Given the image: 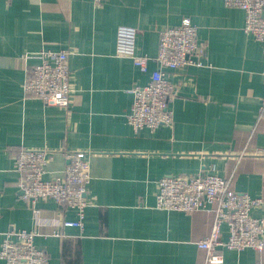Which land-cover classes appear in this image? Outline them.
<instances>
[{
    "label": "crops",
    "instance_id": "crops-1",
    "mask_svg": "<svg viewBox=\"0 0 264 264\" xmlns=\"http://www.w3.org/2000/svg\"><path fill=\"white\" fill-rule=\"evenodd\" d=\"M184 18L197 27L206 66L166 70L173 127L134 133L129 90L147 84L156 63L143 73L116 56V30L137 29V53L154 58L158 32ZM244 23V12L223 0H0V245L7 232L35 230L49 264H205L197 242L214 215L155 209L163 176L228 178L232 190L262 200L251 215L264 218V53ZM41 49L72 52L67 108L23 92ZM21 148L51 152L45 179L63 174L67 152H85L82 231L64 225L76 215L52 200L37 202L36 221L17 186L13 155ZM222 264H264V253L223 250Z\"/></svg>",
    "mask_w": 264,
    "mask_h": 264
},
{
    "label": "built area",
    "instance_id": "built-area-1",
    "mask_svg": "<svg viewBox=\"0 0 264 264\" xmlns=\"http://www.w3.org/2000/svg\"><path fill=\"white\" fill-rule=\"evenodd\" d=\"M102 4L106 0H94ZM224 5L244 12L243 30L261 43L264 53V0H223ZM137 29L120 26L115 35V54L126 57L141 72H147L150 60L156 69L149 74V81L143 86L136 85L129 92L132 104L126 122L134 133L142 130L153 132L160 126L173 127L174 113L170 101L175 92L166 70L183 67H204L197 39V27L189 18L178 26L166 27L158 32V50L154 58L139 55L136 49ZM71 51L41 49L38 62L30 71L23 84V92L48 106L67 108L70 104L69 56ZM264 79V71L262 72ZM264 117V95L259 107ZM67 165L61 176L45 179L46 167L52 159L45 149L21 148L13 155L14 171L21 199L32 210L36 221L40 210L38 201H54L63 209L72 210L76 218L64 225L84 227L87 185L90 182V168L85 152L65 154ZM154 208L166 212L191 213L205 210L213 213L209 234L197 242L205 253V264H222L223 250L241 252L251 249L264 253V218L251 215L262 200L238 193L230 188V179L215 174L191 176H163L157 181ZM226 224L228 236L221 238V225ZM60 235L59 230H54ZM35 230H16L4 234L0 245V260L5 264H49L44 249L36 248Z\"/></svg>",
    "mask_w": 264,
    "mask_h": 264
}]
</instances>
